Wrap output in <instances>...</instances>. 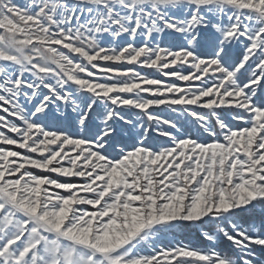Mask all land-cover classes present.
<instances>
[{
	"label": "snow or ice",
	"instance_id": "1",
	"mask_svg": "<svg viewBox=\"0 0 264 264\" xmlns=\"http://www.w3.org/2000/svg\"><path fill=\"white\" fill-rule=\"evenodd\" d=\"M0 264H264V0H0Z\"/></svg>",
	"mask_w": 264,
	"mask_h": 264
}]
</instances>
